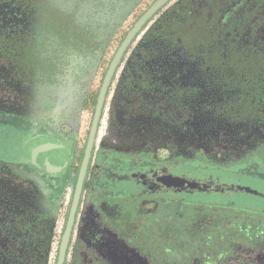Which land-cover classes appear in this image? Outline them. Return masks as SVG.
Instances as JSON below:
<instances>
[{
  "label": "flooded vegetation",
  "instance_id": "1",
  "mask_svg": "<svg viewBox=\"0 0 264 264\" xmlns=\"http://www.w3.org/2000/svg\"><path fill=\"white\" fill-rule=\"evenodd\" d=\"M156 1L0 0V73L18 88L0 131L72 144L66 172L0 160V264H57L79 191L65 264H264V207L231 198L260 194L230 181L264 183V0L159 9L115 70L86 162L106 74Z\"/></svg>",
  "mask_w": 264,
  "mask_h": 264
},
{
  "label": "rangeland",
  "instance_id": "2",
  "mask_svg": "<svg viewBox=\"0 0 264 264\" xmlns=\"http://www.w3.org/2000/svg\"><path fill=\"white\" fill-rule=\"evenodd\" d=\"M18 93V88L13 85L4 74L0 73V98L4 101H12L13 97ZM10 131L2 133L0 131V160L8 161L13 158L25 159L31 161L33 165L38 167L53 166L59 173L66 172L71 160L72 144L70 141L50 134H38L30 137L28 141L18 142L20 132L15 133L11 142V137H7ZM9 136V135H8ZM16 149V150H14ZM21 151V152H20ZM22 156V157H19ZM19 157V158H18ZM230 181L249 183V186L260 197L253 195L237 194L232 198V201L237 207H247L251 210H255L264 207V183L255 182L246 178L237 177L235 175L230 176ZM245 184V185H246ZM193 200H201L204 202H225V198L217 195L195 194L190 196ZM209 207V206H205ZM209 211V209H208ZM207 211V212H208Z\"/></svg>",
  "mask_w": 264,
  "mask_h": 264
},
{
  "label": "water",
  "instance_id": "3",
  "mask_svg": "<svg viewBox=\"0 0 264 264\" xmlns=\"http://www.w3.org/2000/svg\"><path fill=\"white\" fill-rule=\"evenodd\" d=\"M168 1H170V0H157L152 5V7L149 10H147V12L135 24L134 28L129 32L128 36L126 37V39L122 43L120 49L116 53L111 65H110V68L106 74V77L103 81V84H102V87H101V90H100V93L98 96V101H97V105H96V109H95L94 119L92 121V126H91L89 139H88V143H87L86 162L88 161V159L91 155V152L94 148V145H95L96 135L98 132V125H99L100 118L102 115V110H103V106L105 103L106 94H107L108 88L111 84L112 78L114 76V73H115V70H116L118 64L120 63L126 49L130 45L131 41L134 39V37L137 35V33L142 29L144 24L150 18H152L154 16V14L159 9H161ZM84 166H85V164H84ZM79 192H78V194L74 200L73 207H72L71 214H70V218L68 221V225H67L66 231L64 233L63 239H62L57 264H65V261H66V255H67V250H68V246H69V242H70L72 227H73V223L75 220V213L77 211V207H78V203H79Z\"/></svg>",
  "mask_w": 264,
  "mask_h": 264
}]
</instances>
